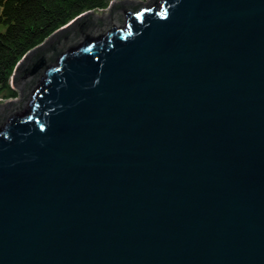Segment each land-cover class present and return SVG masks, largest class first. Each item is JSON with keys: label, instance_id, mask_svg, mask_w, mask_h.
<instances>
[{"label": "water", "instance_id": "1", "mask_svg": "<svg viewBox=\"0 0 264 264\" xmlns=\"http://www.w3.org/2000/svg\"><path fill=\"white\" fill-rule=\"evenodd\" d=\"M114 1L0 100V264H264V0Z\"/></svg>", "mask_w": 264, "mask_h": 264}, {"label": "trees", "instance_id": "2", "mask_svg": "<svg viewBox=\"0 0 264 264\" xmlns=\"http://www.w3.org/2000/svg\"><path fill=\"white\" fill-rule=\"evenodd\" d=\"M112 0H0V98H15L11 84L19 60L52 33L85 11L104 9ZM83 19L61 38L76 36L92 24ZM54 43V42H53ZM43 51L50 54L53 46Z\"/></svg>", "mask_w": 264, "mask_h": 264}, {"label": "rangeland", "instance_id": "3", "mask_svg": "<svg viewBox=\"0 0 264 264\" xmlns=\"http://www.w3.org/2000/svg\"><path fill=\"white\" fill-rule=\"evenodd\" d=\"M120 5V4H119ZM110 6V4H109ZM107 8V7H106ZM105 9V8H104ZM0 28H2L1 24H0ZM18 69V68H17ZM17 73V72H16ZM15 80V77L14 78H11V84L13 85V87H15L18 91H19V96L18 97H15V98H10V99H14V100H21L22 99V96H21V92L20 90L18 89L17 85H16V82L14 81ZM0 100H2V98H0Z\"/></svg>", "mask_w": 264, "mask_h": 264}, {"label": "bare ground", "instance_id": "4", "mask_svg": "<svg viewBox=\"0 0 264 264\" xmlns=\"http://www.w3.org/2000/svg\"><path fill=\"white\" fill-rule=\"evenodd\" d=\"M120 4V0H115L113 5H119Z\"/></svg>", "mask_w": 264, "mask_h": 264}]
</instances>
